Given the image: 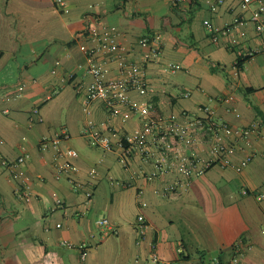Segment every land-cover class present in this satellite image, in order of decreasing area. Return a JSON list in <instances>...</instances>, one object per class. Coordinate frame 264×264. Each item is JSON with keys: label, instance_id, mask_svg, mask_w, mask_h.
Instances as JSON below:
<instances>
[{"label": "crops", "instance_id": "crops-1", "mask_svg": "<svg viewBox=\"0 0 264 264\" xmlns=\"http://www.w3.org/2000/svg\"><path fill=\"white\" fill-rule=\"evenodd\" d=\"M67 1L70 11L64 13L55 0H0V264H154L153 248L171 264L229 262L236 254L239 264H264V50L238 66L241 51L264 45L259 22L252 19L260 2L243 9L242 0ZM109 25L117 27L125 47L120 54L129 61L145 64L148 48L139 43L144 36L161 49L145 64L150 89L145 98L156 111L196 112L209 103L233 125L261 122L254 159L240 169L211 167L170 199L155 194L156 183L139 176L150 166L138 152L127 165L122 148L105 151L93 143L84 133L89 121L107 122L119 134L143 123L126 109L111 116L102 101L87 107L77 91V83L91 80L85 47L92 42L84 34L91 26ZM228 26L231 36L221 32ZM170 62L179 69L167 70ZM109 66L110 75L117 74V59ZM35 106L43 121L32 113ZM63 130L71 135L63 148L79 151L73 158L78 170L70 176L94 184L89 201L68 175L57 173L56 150L40 147L43 136ZM27 152L17 168L29 176V200L16 193L21 180L2 163L3 157L16 162ZM245 154L233 159L240 163ZM112 177L126 185L113 183ZM140 186L146 187V207L139 203ZM55 193L62 206H56ZM140 212L149 222L145 235L137 229ZM103 217L111 229L96 223ZM64 242H86V258Z\"/></svg>", "mask_w": 264, "mask_h": 264}, {"label": "built area", "instance_id": "built-area-1", "mask_svg": "<svg viewBox=\"0 0 264 264\" xmlns=\"http://www.w3.org/2000/svg\"><path fill=\"white\" fill-rule=\"evenodd\" d=\"M182 0H175L179 2ZM220 2L224 0H219ZM259 1L260 6L254 11L252 19L259 22L258 30L264 37V0H242V8L247 9L254 2ZM61 12L68 13L70 6L67 0H55ZM207 25L212 29L210 22ZM224 35L231 36L233 28L224 27L221 31ZM84 34V33H83ZM92 44L85 47L86 71L91 80L87 84H78L77 91L84 94L85 105L88 107L96 101H102L111 116H117L126 109L135 113L143 119L142 125L134 128L125 134H119L113 125L102 122L100 124L89 121L84 129V133L105 151L122 148L127 165L131 163L130 157L138 152L145 163L150 168L143 169L138 174L148 183H156L153 192L157 195L166 196L170 199L179 197L186 192L195 179L203 175L211 167H236L243 168L255 157L254 136L262 135L263 124L254 121L246 126L231 124L228 120L219 117L215 108L209 103L199 105L196 112L182 111L170 114L158 112L152 100L145 98L149 94V84L147 81L146 63L158 58L161 49L153 45L152 40L144 36L140 38L141 46L148 48L144 53V62L141 64L129 61L124 54V44L119 40V31L116 26H91L84 34ZM215 41L219 40L218 35H214ZM231 42L237 44L239 39L231 37ZM264 50V45L260 49H247L241 51L240 56L244 58L253 57ZM117 59V74H111L109 63ZM57 65L60 64L58 60ZM177 63H168L167 70L173 72L179 69ZM56 72V68L53 69ZM71 76L70 78H73ZM24 85L19 87V94H22ZM57 90L48 95L51 98ZM137 93L140 97H133ZM190 92L184 93L189 96ZM34 115H38V120L43 121L39 106L32 110ZM71 135L67 130H63L55 135H45L40 139V147L43 150L53 148L56 150V170L59 175H68L73 181L77 190H83L88 201L93 198L94 184H86L70 176L77 171L73 158L79 155V151L73 147L62 146L63 142L70 139ZM205 151L206 154H203ZM238 152H245V157L240 163L235 162L233 155ZM30 153L21 154L16 162L7 158H2V163L9 167L13 176L21 182L17 186L16 193L29 200L32 192L29 186V176L17 167L23 164ZM98 170H91L92 177H97ZM113 183L126 185L125 181L112 177ZM140 206L146 207L148 202L143 198L146 191L145 186L138 188ZM56 206H62L64 201L56 195ZM263 197V194L261 195ZM96 223L108 229L112 228L107 217L99 218ZM58 223L57 226H61ZM149 227L146 215L140 212L137 216V229L139 233L145 235ZM70 247H77L81 251L82 258L85 259L88 248L86 242L74 244L64 242ZM155 246V245H154ZM183 251V248H179ZM150 259L154 264H171L163 259L158 251L153 248ZM240 255L236 254L229 262H223L219 258L210 260L208 264H239Z\"/></svg>", "mask_w": 264, "mask_h": 264}, {"label": "trees", "instance_id": "trees-1", "mask_svg": "<svg viewBox=\"0 0 264 264\" xmlns=\"http://www.w3.org/2000/svg\"><path fill=\"white\" fill-rule=\"evenodd\" d=\"M245 59H246V58H244V57H239V59H238V66H239V67L242 66V63H243V61H244Z\"/></svg>", "mask_w": 264, "mask_h": 264}, {"label": "rangeland", "instance_id": "rangeland-1", "mask_svg": "<svg viewBox=\"0 0 264 264\" xmlns=\"http://www.w3.org/2000/svg\"><path fill=\"white\" fill-rule=\"evenodd\" d=\"M97 152V151H96ZM98 152H101V150H98Z\"/></svg>", "mask_w": 264, "mask_h": 264}]
</instances>
